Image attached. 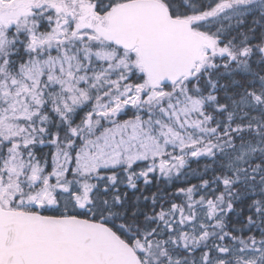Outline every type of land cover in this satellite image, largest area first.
Returning a JSON list of instances; mask_svg holds the SVG:
<instances>
[{
	"label": "snow or ice",
	"instance_id": "snow-or-ice-1",
	"mask_svg": "<svg viewBox=\"0 0 264 264\" xmlns=\"http://www.w3.org/2000/svg\"><path fill=\"white\" fill-rule=\"evenodd\" d=\"M0 264H264V0H0Z\"/></svg>",
	"mask_w": 264,
	"mask_h": 264
}]
</instances>
